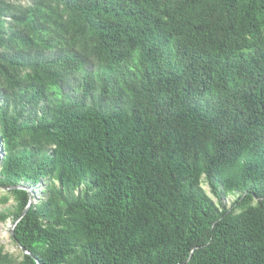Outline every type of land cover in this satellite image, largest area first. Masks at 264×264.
<instances>
[{"label": "trees", "instance_id": "1", "mask_svg": "<svg viewBox=\"0 0 264 264\" xmlns=\"http://www.w3.org/2000/svg\"><path fill=\"white\" fill-rule=\"evenodd\" d=\"M0 187V264H264V0H0Z\"/></svg>", "mask_w": 264, "mask_h": 264}, {"label": "rangeland", "instance_id": "2", "mask_svg": "<svg viewBox=\"0 0 264 264\" xmlns=\"http://www.w3.org/2000/svg\"><path fill=\"white\" fill-rule=\"evenodd\" d=\"M42 188H45L46 181L42 180L41 184ZM203 188L209 193L207 185L204 183L202 184ZM34 194L32 195V200H37L39 196L41 195V192L37 189V186L34 185ZM1 191V189H0ZM237 197V194H228L226 196L221 197V204L225 205L226 207H229L232 201ZM213 200L216 202V199L212 197ZM13 201H9L8 205H11ZM220 206V204H219ZM4 206H0V209H3ZM10 225H11V219L8 218L5 222L0 223V245L3 246L4 251L10 252L14 254L15 256L20 255L22 250L20 247L12 240L11 234H10Z\"/></svg>", "mask_w": 264, "mask_h": 264}, {"label": "water", "instance_id": "3", "mask_svg": "<svg viewBox=\"0 0 264 264\" xmlns=\"http://www.w3.org/2000/svg\"><path fill=\"white\" fill-rule=\"evenodd\" d=\"M0 188H1V190H6L5 187H0ZM10 188H21V189H25L29 193V196H31V195L34 194V190H33L34 188H33L32 185H29V184H20V185H16V186H13V187H10ZM29 204H30V202H28L26 208L28 207ZM24 212H25V209L21 212V214L19 215V217L17 218V220L15 222L11 223V225H10V234L11 235H13V227H14L15 223L23 216ZM19 247L22 250V252L28 253V251H25L21 246H19ZM37 264H39V263L37 262Z\"/></svg>", "mask_w": 264, "mask_h": 264}]
</instances>
